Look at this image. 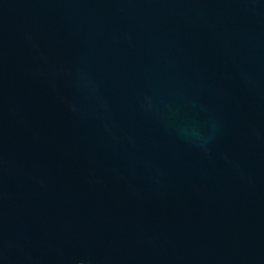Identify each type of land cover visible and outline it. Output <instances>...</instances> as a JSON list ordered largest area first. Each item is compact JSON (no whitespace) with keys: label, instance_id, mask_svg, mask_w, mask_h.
Masks as SVG:
<instances>
[{"label":"water","instance_id":"water-1","mask_svg":"<svg viewBox=\"0 0 264 264\" xmlns=\"http://www.w3.org/2000/svg\"><path fill=\"white\" fill-rule=\"evenodd\" d=\"M0 264H264V0H0Z\"/></svg>","mask_w":264,"mask_h":264}]
</instances>
